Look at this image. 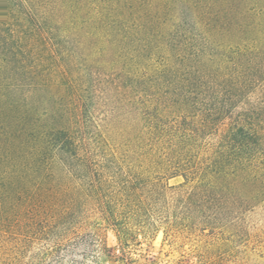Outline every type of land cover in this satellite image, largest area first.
Segmentation results:
<instances>
[{"label": "rangeland", "instance_id": "374dc122", "mask_svg": "<svg viewBox=\"0 0 264 264\" xmlns=\"http://www.w3.org/2000/svg\"><path fill=\"white\" fill-rule=\"evenodd\" d=\"M112 1L77 0L74 15L57 13L47 24V0H0L17 19L36 7L33 22L23 17L24 66H38L44 85L13 93L23 99L24 135L47 126V113L72 118L79 92L92 98L99 125L88 170L68 172L33 136L19 144L11 175L0 164V264H264L262 185L226 189L209 176L207 191L180 189L182 178L142 159L146 99L189 95L193 130L205 120L222 129L231 97L234 113L264 120V0H124L116 8ZM237 52L246 86L239 94L213 86L215 68L205 67L207 53L225 60ZM209 132L193 139L198 166L216 157ZM94 178H102L100 189ZM126 183L143 202L123 231L103 221L92 196L118 197Z\"/></svg>", "mask_w": 264, "mask_h": 264}, {"label": "trees", "instance_id": "16d2710c", "mask_svg": "<svg viewBox=\"0 0 264 264\" xmlns=\"http://www.w3.org/2000/svg\"><path fill=\"white\" fill-rule=\"evenodd\" d=\"M24 1L27 3V0ZM98 1L102 2V0ZM112 2L116 8L124 3V0ZM35 8L34 4L28 5V12L22 13L23 15L17 19L8 10L5 11V6H0L1 168L4 169L5 175H11L19 144L33 136L41 149L55 152L58 162L68 172L74 173L78 169L88 170L91 162L88 160L87 147L96 143L93 138L96 132L91 129L99 127L92 114V98L77 93L79 106L77 114L72 118L47 113V126L35 124L36 129L31 128L30 133L24 135L27 120L25 113L18 112V105L23 99L15 98L13 93L21 87L36 88L44 85L43 71L38 66H24L28 45L26 41L29 35L22 24L23 17L26 21L33 22L36 17ZM78 9L80 2L77 3V0H47V24L56 19L57 13L70 12L74 15L75 10ZM216 21L214 24L217 23ZM208 28L210 29V26ZM53 41L47 26V51L52 52L56 47ZM200 54L196 51L194 56L199 58ZM206 55L205 67L209 68L207 70L210 72V68H215L214 77L211 78L213 86L228 88L229 91L237 94L245 90V84L239 80L242 75L238 52L235 53L234 58L225 60L218 59L210 53ZM179 56L185 57L183 54ZM165 62L167 66L171 63L170 56L165 58ZM164 71L170 72V69L166 68ZM161 98L146 99L143 106L146 119L143 137L147 148L142 156L144 161L153 162L168 178H182L183 183L178 186L180 189L191 186V189L207 191L206 187L209 184L203 182H207L209 176L223 181L226 189L231 187L238 190L240 184H260L264 187V120L252 121L247 114L234 113L235 103H233L234 98L231 97L221 111L227 119L222 129L219 130L213 126L215 125L213 122L205 120L202 129L193 130L195 115L190 111L191 97L182 94ZM210 130L215 131L209 133L217 138V152L214 153L216 157L211 164L198 166L193 162L192 153L195 150L193 139L196 134ZM94 179L93 182L98 183L100 189L102 178ZM53 200H55L54 196L50 198V195H47V208L51 211L55 209ZM92 201L97 205L103 221L124 231L132 221H136L138 205L143 199L135 196L133 188L126 183V188L118 197L97 192L93 194ZM72 202L71 199L67 203L71 205ZM102 255L106 261L113 263L111 255Z\"/></svg>", "mask_w": 264, "mask_h": 264}]
</instances>
